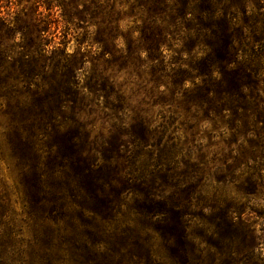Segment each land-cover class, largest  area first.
Listing matches in <instances>:
<instances>
[{
  "label": "trees",
  "instance_id": "1",
  "mask_svg": "<svg viewBox=\"0 0 264 264\" xmlns=\"http://www.w3.org/2000/svg\"><path fill=\"white\" fill-rule=\"evenodd\" d=\"M127 68L151 84L150 99L132 104L118 80ZM263 92L264 0H0L5 136L21 160L32 232L16 241L0 211V264H150L146 231L189 264L203 171L170 127L181 108L224 119L250 146L225 168L240 178L244 162L264 154ZM143 103L158 105L154 121ZM97 110L106 134L82 119ZM253 170L258 180L264 163ZM251 177L241 193L253 192ZM127 199L136 226L104 234ZM204 209L216 235L255 246L231 205Z\"/></svg>",
  "mask_w": 264,
  "mask_h": 264
},
{
  "label": "rangeland",
  "instance_id": "2",
  "mask_svg": "<svg viewBox=\"0 0 264 264\" xmlns=\"http://www.w3.org/2000/svg\"><path fill=\"white\" fill-rule=\"evenodd\" d=\"M24 1L20 0V4H24ZM73 46L72 42L70 50ZM118 77L120 82L125 83L126 93H131L133 105H137L142 99H150L151 84L147 79L137 76L133 68L121 69ZM262 97L264 98V92ZM142 108L146 109L143 115L152 118L153 121L156 119L158 105L149 106L143 103ZM5 109V102L0 99V211L6 213L5 223L13 222L16 241H23L22 244H25L32 236V232L31 226L25 223L27 204L20 168L21 160L16 159L5 136ZM179 113V117L170 130L172 134L180 138L184 145L183 152L189 162L196 163L199 170L203 171L199 181V185H203L202 194L198 200L193 199L191 203L197 204V207L192 208L195 213H204V217H191L189 220L188 229L195 243V250H192L189 264H264V172L258 180L253 175L256 174L253 168L264 163V154L256 152L254 161L244 162L241 167V174L243 173L241 177L232 179L238 173L228 175L225 168L237 163L238 160H235L237 155L242 158L239 152L241 148L250 150V146L247 143L241 144L240 139L233 137L229 130V123L227 124L224 119L221 120L214 112L207 110L196 112L192 107L186 110L181 108ZM82 119L87 123L92 134L107 133L109 119L103 111L85 113ZM258 150H260L259 147H257ZM249 173L252 177L246 185L254 186L253 192L241 193L238 185ZM221 177L225 181L218 182L217 180ZM130 201L127 199L122 204V214L112 221H104V234L116 233L127 226H136V222L132 220L134 216L129 209ZM228 205H231L233 210L230 216H234L235 221L238 218L245 220V223L242 222L243 226L253 235L255 246L248 251L236 242L232 243L229 239L216 235L215 226L210 223L212 215L204 211L206 206L225 208ZM146 234L150 236L154 253L152 256L154 261L150 264H179L176 259L167 255L163 241L156 234L151 231H146ZM138 264H144V262Z\"/></svg>",
  "mask_w": 264,
  "mask_h": 264
}]
</instances>
